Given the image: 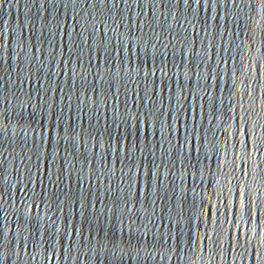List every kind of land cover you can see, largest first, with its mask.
I'll use <instances>...</instances> for the list:
<instances>
[{
	"label": "water",
	"instance_id": "water-1",
	"mask_svg": "<svg viewBox=\"0 0 264 264\" xmlns=\"http://www.w3.org/2000/svg\"><path fill=\"white\" fill-rule=\"evenodd\" d=\"M193 97L244 264H264V0H151Z\"/></svg>",
	"mask_w": 264,
	"mask_h": 264
}]
</instances>
